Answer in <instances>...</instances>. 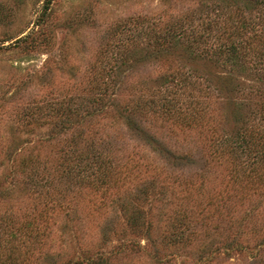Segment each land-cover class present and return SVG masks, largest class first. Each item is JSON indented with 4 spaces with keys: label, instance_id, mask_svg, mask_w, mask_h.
<instances>
[{
    "label": "trees",
    "instance_id": "16d2710c",
    "mask_svg": "<svg viewBox=\"0 0 264 264\" xmlns=\"http://www.w3.org/2000/svg\"><path fill=\"white\" fill-rule=\"evenodd\" d=\"M51 3L45 0L38 24L48 17ZM163 13L120 26L122 39L107 51L94 94L26 108L22 115L25 126L47 125L53 136L62 137L49 135L46 140H58L55 152L60 161L53 166L35 149L12 158L16 165L11 183L5 186L0 179V264H107L102 254H90L78 242L75 226L80 221L76 209L80 193L86 189L99 195L98 210H104L107 201L111 212L121 210L129 225L138 226L146 218L144 213L151 215L159 208L171 177L177 172L187 177L184 170L195 164L189 154L172 153L139 126L138 119L162 118L178 129H203L211 123L217 126L223 112L225 118L231 117L233 130L211 137V146L214 156L232 160L229 172L230 182L236 185L234 199L241 203L252 195H264V0H197V7L165 24L160 17ZM29 37L14 43H27ZM183 60L191 66L183 69L180 65L161 74L145 93L119 103L118 90L139 67ZM199 64L214 71H202ZM248 81L253 84L246 85ZM218 100L221 109H212ZM99 117L117 120L137 132L136 139L165 159L168 173L159 178L164 169H151L150 164L133 158L116 162L108 148L111 141L102 138L109 135L91 130ZM15 143L11 140L10 144ZM190 177L184 179L187 187L181 199L186 202L204 186L202 176L200 183ZM23 199L28 200V209L17 215L12 204ZM177 199L180 197L172 191L166 204ZM146 203L149 207L143 212L141 206ZM181 212H174L168 228L173 246L182 243L180 236L189 230L190 221L178 218ZM113 222L112 216L105 218L99 229L101 242L106 243L115 231ZM56 231L62 250L51 249ZM146 237L154 245L148 229ZM76 248L81 251L79 256H75Z\"/></svg>",
    "mask_w": 264,
    "mask_h": 264
},
{
    "label": "rangeland",
    "instance_id": "374dc122",
    "mask_svg": "<svg viewBox=\"0 0 264 264\" xmlns=\"http://www.w3.org/2000/svg\"><path fill=\"white\" fill-rule=\"evenodd\" d=\"M44 3L45 0H0V179L5 186L11 183L9 177L16 165L12 158L31 149L48 157L53 166L60 161L55 152L58 140H46L49 135L60 140L62 137L53 136L47 125L25 126L22 115L27 107L94 94L100 85V65L107 51L120 43L118 32L123 23L151 19L163 11L160 17L165 24L197 7V0H52L48 17L38 24ZM25 35H30L27 43H14ZM186 61L139 67L118 90L119 103L145 93L161 74L180 65L187 69L191 64ZM198 68L214 71L207 65L199 64ZM215 103L212 109H221V101ZM221 113L217 126L211 123L203 129H178L162 118L138 119L139 126L172 153L189 154L195 164L184 170L187 177L179 172L171 177L164 200L157 204L159 208L152 210L151 215L144 213L146 218H141L138 226L129 225L121 210L111 212L107 201L103 212L98 210L102 201L99 195L83 190L76 203L80 221H76L75 231L80 245L90 254H102L107 264H264V195L255 194L236 202V185L230 182L229 172L232 160L217 158L212 151L211 137L233 130L231 117L225 118ZM91 130L109 135L102 138L111 141L108 148L116 162L133 158L137 163L150 164L151 169H164L159 178L168 173L165 159L153 155L147 144L136 139L137 132L121 122L99 117ZM11 140L16 143L11 145ZM7 152L10 158L6 157ZM189 176L196 183L202 181V176L204 186L198 196L186 202L181 198L187 187L184 179ZM172 191L180 199L167 205ZM28 204L27 199L14 202L12 211L18 215L28 209ZM141 207L146 212L149 205ZM180 210L178 218L190 221L189 230L180 236L182 243L173 246L168 228L174 212ZM111 216L115 231L103 243L99 229ZM147 229L154 245L146 237ZM52 238L51 249L62 250L59 234ZM69 243L66 247L70 248ZM75 251V256H79L80 249Z\"/></svg>",
    "mask_w": 264,
    "mask_h": 264
}]
</instances>
